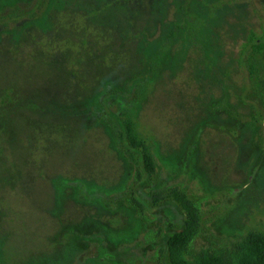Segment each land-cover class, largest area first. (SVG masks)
I'll return each instance as SVG.
<instances>
[{"label":"rangeland","instance_id":"rangeland-1","mask_svg":"<svg viewBox=\"0 0 264 264\" xmlns=\"http://www.w3.org/2000/svg\"><path fill=\"white\" fill-rule=\"evenodd\" d=\"M172 189L189 263L264 233V0H0V264H169Z\"/></svg>","mask_w":264,"mask_h":264},{"label":"trees","instance_id":"trees-1","mask_svg":"<svg viewBox=\"0 0 264 264\" xmlns=\"http://www.w3.org/2000/svg\"><path fill=\"white\" fill-rule=\"evenodd\" d=\"M84 30L87 32L89 27L84 28ZM92 31L96 33V30ZM262 51V44L252 47L253 54L258 55ZM120 115L123 118L121 139L125 140L132 150L139 153L143 172L149 177L153 176L155 167L150 149L137 138L130 113H121ZM166 199L176 203L184 217L183 228L174 232L166 241L169 264H264V233H249L229 253L204 251L195 256L192 263H189L185 258V254L189 244L198 232V214L187 197L175 189H172L165 197L161 198V200ZM158 200L157 197L154 198L155 202H158Z\"/></svg>","mask_w":264,"mask_h":264}]
</instances>
